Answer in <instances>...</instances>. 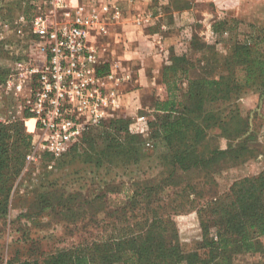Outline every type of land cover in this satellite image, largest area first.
I'll list each match as a JSON object with an SVG mask.
<instances>
[{"label": "rangeland", "instance_id": "obj_1", "mask_svg": "<svg viewBox=\"0 0 264 264\" xmlns=\"http://www.w3.org/2000/svg\"><path fill=\"white\" fill-rule=\"evenodd\" d=\"M79 1L85 5L86 14L97 3L94 0H70L67 10L71 17L76 13L75 6L80 4ZM188 1L193 5L178 20L180 24L182 21L185 23L181 30L176 31V25L159 27L157 23L146 22L148 34L157 37L160 43L145 41L143 36L137 41L111 42L107 38L101 41L94 39L93 32H89V40L105 49V52L101 51L99 74L112 75L106 89L113 91L114 95L106 100L102 108L105 116L101 122L122 119L128 123L132 133L144 135L147 121L153 119L150 111L154 101L161 99L164 93L160 74L153 72L156 63V58L152 57L153 47L164 52L166 64H169L171 54L188 53V60L196 66L191 71L192 78L204 77L209 71L214 75L222 70L220 65L226 59L223 56L230 51V47L223 42L227 35L218 36L211 29L213 16L216 17L214 3L212 0ZM215 1L222 6L219 20L236 18L247 24H264V0ZM159 2L163 7L170 0ZM62 12L63 9L53 0H0V75L4 72L0 79V122L5 125L23 123L25 131L32 136L26 165L38 168L23 174L16 182L9 211L0 219V264L10 261L42 264L67 261L63 252H72L82 244L108 239L116 229L125 225L122 220H117L118 213L115 211L124 205L128 179L138 176H130L124 166L108 173L106 168L95 170L83 158L66 157L70 147L79 143L81 134L69 148L55 154L46 148L48 132H42L38 127L33 132L27 131L31 129L28 127L32 122H25L24 116L32 115L29 109L36 78L31 71L41 69L47 62V55L42 51L45 39L37 32L41 27L35 26L34 19L47 17L48 29L65 21ZM249 31L248 26L241 25L239 37L242 39L243 34ZM214 49L223 56H216ZM235 108L246 126L243 128L242 123L237 126V121H234L230 129L243 131L231 136L229 133L233 132L224 134L218 127L212 126L197 151L198 155H207L213 148H230L232 153L212 164L214 170L211 176H206L205 171H192L180 173L178 181L211 184L221 193L234 181L255 176L264 170V89L247 91ZM76 124L85 125V121L80 119ZM144 142L147 147L151 145L147 138ZM44 154L52 157L50 162H45L48 164L46 168L41 166ZM155 157L142 161L137 171L146 170L154 176L163 172ZM153 166L155 169L149 170L148 167ZM108 178H114V187L119 188V192L96 198V189L103 185V179ZM172 221L182 243L200 240L201 230L195 212L175 215ZM261 241L264 245V238ZM234 264H264V253L237 256Z\"/></svg>", "mask_w": 264, "mask_h": 264}, {"label": "trees", "instance_id": "obj_2", "mask_svg": "<svg viewBox=\"0 0 264 264\" xmlns=\"http://www.w3.org/2000/svg\"><path fill=\"white\" fill-rule=\"evenodd\" d=\"M192 5L188 0H170L166 10L169 13ZM241 25L250 28L242 39L238 33ZM211 29L218 36L227 35L223 42L230 47L224 56L214 49L216 56L226 58L221 71L192 78L196 66L188 60V53L171 54L169 64L164 63L159 72L163 97L154 101L150 111L153 119L147 121L144 135L132 133L126 121L113 119L84 127L79 143L70 147L66 157L83 158L95 170L106 168L110 173L124 166L130 176H138L128 179L124 205L115 211L117 220L125 225L104 241L63 252L67 261L50 264H234L237 256L264 253V170L234 181L221 193L211 184L178 181L180 173L205 171L206 176L212 175V164L232 152L230 148H213L207 155H198L200 143L212 126L224 134L233 132L231 136L242 132L230 129L234 121L237 126H246L236 103L247 91L264 89V24L213 16ZM146 138L151 142L148 147ZM31 142L23 123L0 122V219L9 211L16 182L28 171L38 169L26 165ZM153 156L163 172L154 176L146 170L137 171L142 161ZM51 160L44 154L41 166L48 167L45 162ZM102 181L96 198L119 192L114 178ZM192 212L197 215L201 238L184 244L172 217Z\"/></svg>", "mask_w": 264, "mask_h": 264}, {"label": "built area", "instance_id": "obj_3", "mask_svg": "<svg viewBox=\"0 0 264 264\" xmlns=\"http://www.w3.org/2000/svg\"><path fill=\"white\" fill-rule=\"evenodd\" d=\"M53 1L63 9L65 21L47 29V17L34 19L35 26L41 27L37 32L45 39L42 51L47 62L41 69L31 71L36 78L29 110L36 129L49 133L47 150L56 154L69 148L86 125H97L104 119L102 108L114 92L106 89L112 75H100L98 71L101 51L105 49L89 40V31L100 19L99 13L91 8L86 14L83 5H76L71 17L67 10L70 0ZM100 8L104 14L109 13L108 5ZM111 15L118 17L117 7ZM80 119L85 125L76 124Z\"/></svg>", "mask_w": 264, "mask_h": 264}, {"label": "crops", "instance_id": "obj_4", "mask_svg": "<svg viewBox=\"0 0 264 264\" xmlns=\"http://www.w3.org/2000/svg\"><path fill=\"white\" fill-rule=\"evenodd\" d=\"M94 1H97V3L94 4V7H90L88 9V12L91 8H95L96 12L99 13L100 19L98 20L94 28L90 29V31L93 32L92 37L96 40L101 41H104L107 38L111 42H125L127 40L137 41L143 36L145 41H157L160 43L161 40L158 41L157 37H151L150 34H148L146 22L150 21L152 23H157L159 27L170 26L171 28L173 25H176V31H179L181 30V26H184L185 23L182 21V23L180 24L178 20L180 21V19L183 18V16L192 9V7L183 8L181 10H172L167 13L168 11L166 10V7H168V5L166 4L161 7L159 0ZM79 2L80 4L78 5H83L85 10V5L83 4V2ZM212 2L214 3V12L216 14V18H220L218 14L222 13V6L215 0H212ZM104 4L110 7L109 13L107 14H104L100 8ZM114 7H117L119 11V15L117 18H114L111 15V11ZM152 55V57L156 58V63L154 65L155 69L153 70V72L158 74L164 63L165 54L160 48L153 47ZM157 59H160V62L158 61L157 63ZM30 121L32 122V125L28 128L31 129H27V131L33 132L36 129V122L32 117L26 118L25 120V122Z\"/></svg>", "mask_w": 264, "mask_h": 264}]
</instances>
